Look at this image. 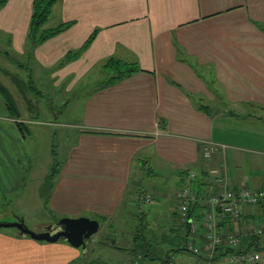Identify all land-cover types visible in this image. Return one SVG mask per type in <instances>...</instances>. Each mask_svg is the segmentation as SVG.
<instances>
[{"label": "crops", "instance_id": "crops-1", "mask_svg": "<svg viewBox=\"0 0 264 264\" xmlns=\"http://www.w3.org/2000/svg\"><path fill=\"white\" fill-rule=\"evenodd\" d=\"M34 1L7 0L0 8V30L12 37L15 50L33 57L35 67L23 68L30 69L29 77L50 76L51 86L71 90L92 69L105 73L110 59L137 64L139 70L113 83L115 73L105 74L82 106L77 145L63 165L53 152V166L38 189L44 198L57 161L52 206L63 217L98 220V233L83 249L0 230V264H164L170 255L176 264H228L224 251L205 244L200 255L185 251L187 227L177 208L187 173H197L201 185L203 173L218 164L234 187L264 189L261 151L249 154L248 146L238 142L251 139V131L264 136L257 127L243 125L246 118L252 121L255 108L264 112V0H58L42 30L72 25L42 44L30 39ZM0 83L19 111L12 116L0 95V196H17L27 189L24 162L33 155L26 134L36 138L40 129L32 131L36 119L24 120L14 92L26 111L39 106L17 89L23 83L19 78L14 77L11 90ZM36 86L37 98L45 96ZM212 143L218 148L206 158ZM146 179L153 180L152 192L142 190ZM143 192L153 202L139 213ZM206 212L200 203L192 216L201 222ZM263 221L261 210L250 209L240 223L221 220L219 228L226 233ZM122 227L128 232L126 246L105 236L108 228ZM250 243V235H243L242 249Z\"/></svg>", "mask_w": 264, "mask_h": 264}, {"label": "rangeland", "instance_id": "rangeland-1", "mask_svg": "<svg viewBox=\"0 0 264 264\" xmlns=\"http://www.w3.org/2000/svg\"><path fill=\"white\" fill-rule=\"evenodd\" d=\"M11 41L12 37L10 39V36L6 32L0 30V51L8 52L17 62L19 61L18 63H14L7 59L4 54H0V69L2 70L1 74H4L3 77L0 76V81L11 90L14 85V77L22 80L23 83L20 86L16 84L17 89H21L22 94L30 96L34 101H38L39 106V108L31 112L26 111L22 106L23 104L19 98L20 96L17 95V92H14L18 97L17 100H19L18 105L22 111V117L24 120L36 119L38 124L32 123V131H34L36 127L40 129V132L35 135L36 138L26 134L27 137L30 136L27 140L31 144L33 151V155L28 157L27 162H24L27 189H22L17 196H0V223H13V219L16 215L24 220L28 228L34 232H39L42 228L41 226L47 225L48 223H56L64 216L63 213H60L61 211H57L55 207L52 206L50 201L55 186L54 182L52 183L53 187L48 184L46 188V194L50 197L47 198V195L44 194V198L41 199L38 196V189L44 183L46 173L49 172L54 163L53 150L57 152V160L63 165V161L69 158L72 147L77 145V137L80 134L75 125H78L77 122L82 117V106L90 92L105 80L107 76L105 74L109 71L106 70L104 73V71L102 72L94 68L85 76L80 77L79 81L74 84L71 90L68 89V87L62 89L56 88L53 85L51 86L53 82L49 81L50 76H44L40 81L35 76H31L33 80L29 77L28 73L30 69L26 71L23 68L25 66L29 68L32 67V69L35 67L33 57L31 56L30 60L29 57L27 58L26 55L15 50L11 45ZM29 49L28 52L31 51ZM34 85H37L36 87H38V89L44 90L45 96L43 95L41 98H37V95L33 93L34 91L31 89ZM25 113L30 117H26ZM57 114L60 117L58 119L59 121L56 123L55 117ZM249 116H251L249 119L252 121L249 122L246 118L244 121L248 123L243 125L250 127V129L255 126L258 130H262L264 134V112L255 108ZM25 125L28 128L31 127V124L25 123ZM250 133L254 135H250L251 139H247L245 136L242 139L240 138L238 142L248 146L246 152L249 154L254 153L256 156L258 154L257 150L261 151L259 157L264 161V136H258L257 134L259 133L256 131H251ZM255 156L253 157L254 159L256 158ZM28 162L30 167L27 171ZM218 165L216 167H221ZM263 165L264 163L261 164V166ZM31 167L35 169L33 175H31L33 172V169L30 170ZM152 181L153 180L146 179L142 190L152 192L149 187ZM230 183L234 187L232 179H230ZM179 186V184H176V187L180 188ZM83 215L92 216V214H88L87 212L83 213ZM0 230L17 231L15 227L0 228ZM127 234L126 227H122V229L108 228L105 236L114 239L117 245L126 246L129 244L128 239L125 238ZM248 235L251 236V234ZM142 240L143 239H140V244L143 243ZM165 248L163 249H165L166 252L168 250L166 244ZM259 264H264V261L261 260Z\"/></svg>", "mask_w": 264, "mask_h": 264}, {"label": "built area", "instance_id": "built-area-1", "mask_svg": "<svg viewBox=\"0 0 264 264\" xmlns=\"http://www.w3.org/2000/svg\"><path fill=\"white\" fill-rule=\"evenodd\" d=\"M217 148L218 145L214 143L206 147L205 157L211 158ZM225 170V166H221L207 171V183L204 181L208 189L204 194H200L199 190L192 186L197 178L196 174H188L186 177L188 182L180 192V205L177 208L178 214L181 222L187 224L190 228L191 241L188 244V249L195 253L201 252L197 244V238L200 234V221L190 216L191 206L196 203H202L207 206V212L203 216L201 224L205 229L204 237L207 240L206 245L209 249L215 250L223 244L236 249L240 246L243 235H264V223L254 226L251 230L244 228L227 232L225 235L219 232L218 224L221 220L239 223L250 209L261 210L264 219V189H257L248 185H243L240 188L233 187ZM152 202L153 198L150 194L140 193L137 199V211L142 213L144 207L150 205ZM262 257L260 253L245 252L229 255L226 261L228 264L256 263ZM167 264H176L175 257L169 258Z\"/></svg>", "mask_w": 264, "mask_h": 264}, {"label": "trees", "instance_id": "trees-1", "mask_svg": "<svg viewBox=\"0 0 264 264\" xmlns=\"http://www.w3.org/2000/svg\"><path fill=\"white\" fill-rule=\"evenodd\" d=\"M57 2H58V0H35L34 1V11H33L32 17H31V30H30V39L34 43L42 44V43L46 42L47 40H49V39L61 34L65 30L70 28V26L72 25V23H64V24H60L59 26H57L55 28H52V29L42 30V27L47 23L48 18L51 15L52 7ZM6 3H7V0H0V8L5 6ZM96 33L97 32L93 33L90 36V38L88 39V41H87L85 46H87L89 43H91L94 40V38L96 36ZM0 54H4L7 57V59L11 60L12 62L18 63L17 60L15 58H13L11 56V54H9L8 52H1L0 51ZM105 69L107 71L115 73V75L112 76L110 78V80H109V82L113 83V82H115L117 80L123 79L124 77L130 76L134 72L138 71L139 67L137 66V64H129V63H125L123 61L110 59L108 61V63L106 64ZM32 90L34 92L38 93V91L34 87H32ZM0 95L2 96L6 106L8 108V110L10 112V114L12 116H16V114H18V108L16 106V102H15L12 94L9 92V90L6 87H4L1 83H0ZM18 126L20 127V131L22 132V134L25 136V132H24V130H23V128H22L20 123H18ZM53 152H54V157H55L56 156L55 150H53ZM58 172H59V164L57 162H55L54 167L52 169V172L48 176L47 185L50 184V186L53 187V184H52L53 183V179L57 176ZM191 173H195V172H189L187 174H191ZM206 173H207V171L205 173H203L202 179H204L206 181V183H207V180H206L207 174ZM195 174H196L197 178L193 182L192 186L194 188V185H195L196 186L195 189L199 190L200 194H203V192L205 191L204 189H205L206 183L203 180V183H201V185H200L198 183V174L197 173H195ZM187 182L188 181L185 179L184 185L187 184ZM190 184H191V182H190ZM184 185H183V187H184ZM198 185H200L201 189L198 188ZM46 195H47L46 197L48 198L49 197L48 194H46ZM197 204H200V203H196V204H193L191 206L190 216H192L193 207H195ZM178 216H179V214H178ZM179 219H180V217H179ZM202 220H203V218H202ZM180 222H181V220H180ZM223 222L224 223H232V222H230V220H225ZM201 223H202V221L200 222V225L203 226ZM263 223H264V221H263ZM182 224H183V226L187 227V229H186L187 230V239H186L185 246H184L185 251H188L189 253L194 254V255H200L201 252L200 253H195V252H193V251L188 249V244L191 241V232H190V228H189V226L187 224H184V223H182ZM253 228L254 227H251L248 230H251ZM204 232H205V229H204ZM219 232L222 235H225L227 233V232L226 233L222 232L220 230V228H219ZM204 236H205V233H200L198 235V238H197V244L200 247V251L202 249V245L203 244H205V245L207 244L206 243L207 240L205 239ZM250 237H251V243L249 245H247L244 249H242V247H241L242 246V242H241L240 246L238 248H236V249H232V248H230L228 246H225V244H223L220 247H217L215 250L216 251H219V250L224 251L222 256H225L226 259H227V257L229 255L236 254V253H245V252L253 253V252H256V253H260L263 256L261 258V260H263L264 259V247L261 246V244H262L261 238L262 237L261 236H256V235H251ZM171 257H175V256L174 255H170L168 257V259L165 260L164 264H167L169 258H171ZM260 261H258L256 263L259 264ZM175 263H176V258H175ZM256 263H252V264H256ZM241 264H244V263H241Z\"/></svg>", "mask_w": 264, "mask_h": 264}, {"label": "water", "instance_id": "water-1", "mask_svg": "<svg viewBox=\"0 0 264 264\" xmlns=\"http://www.w3.org/2000/svg\"><path fill=\"white\" fill-rule=\"evenodd\" d=\"M15 227L21 235L29 236L37 241L55 243L66 241L72 247L85 249L86 243L99 231L98 220L87 217H63L52 225H47L39 232L28 228L22 218H17L13 223H0V228Z\"/></svg>", "mask_w": 264, "mask_h": 264}]
</instances>
